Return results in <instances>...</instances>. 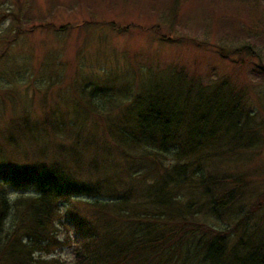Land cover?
I'll return each mask as SVG.
<instances>
[{
  "label": "rangeland",
  "instance_id": "rangeland-1",
  "mask_svg": "<svg viewBox=\"0 0 264 264\" xmlns=\"http://www.w3.org/2000/svg\"><path fill=\"white\" fill-rule=\"evenodd\" d=\"M6 13L0 19L4 167L57 160L59 154L81 178L87 170L102 180L106 163L126 169L134 155L114 143L120 142L119 127L131 125L134 98L142 94L147 73L158 70L154 76L166 78L179 65L192 73L197 64L200 84L225 81L244 94V110L256 115L250 147L236 149L219 137L208 146V170L220 178L239 177L247 187L244 202L219 220L204 210L199 218L220 228L237 226V232L245 221H255L254 215L244 221V215L264 192V0H0V17ZM82 92L92 93V103L99 105L94 112L79 102ZM106 99L113 104H104ZM45 118L52 125L62 122L63 130L50 131ZM122 152L129 154L126 167ZM14 215L11 209L8 219ZM260 228L264 233V224ZM57 255L73 264L71 249Z\"/></svg>",
  "mask_w": 264,
  "mask_h": 264
},
{
  "label": "trees",
  "instance_id": "trees-1",
  "mask_svg": "<svg viewBox=\"0 0 264 264\" xmlns=\"http://www.w3.org/2000/svg\"><path fill=\"white\" fill-rule=\"evenodd\" d=\"M197 69L187 73L179 65L166 78L154 76L158 70L147 73L150 82L143 81L142 94L134 98L131 125L119 127L120 145L114 143L134 155L126 169L106 163L99 180L87 170L81 178L59 154L57 160L39 158L16 167H4L8 162L2 160L0 264H65L57 255L65 248L71 249L73 264H264V192L244 215V221L250 215L255 221H245L241 232L199 218L204 210L219 220L244 202L247 187L239 177L220 178L208 170V146L219 137L236 149L250 147L256 115L244 110V94L228 89L225 81L200 84ZM91 94L77 98L94 112L99 105ZM45 122L50 131L63 130L62 122ZM122 154L126 167L129 154ZM11 209L14 221L8 219Z\"/></svg>",
  "mask_w": 264,
  "mask_h": 264
},
{
  "label": "bare ground",
  "instance_id": "bare-ground-1",
  "mask_svg": "<svg viewBox=\"0 0 264 264\" xmlns=\"http://www.w3.org/2000/svg\"><path fill=\"white\" fill-rule=\"evenodd\" d=\"M51 257H47L46 259H50Z\"/></svg>",
  "mask_w": 264,
  "mask_h": 264
}]
</instances>
